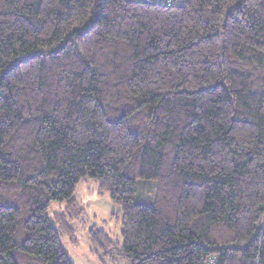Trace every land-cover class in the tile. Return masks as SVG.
Returning a JSON list of instances; mask_svg holds the SVG:
<instances>
[{
  "label": "trees",
  "instance_id": "trees-1",
  "mask_svg": "<svg viewBox=\"0 0 264 264\" xmlns=\"http://www.w3.org/2000/svg\"><path fill=\"white\" fill-rule=\"evenodd\" d=\"M86 179L101 264H264V0H0V264H73Z\"/></svg>",
  "mask_w": 264,
  "mask_h": 264
},
{
  "label": "rangeland",
  "instance_id": "rangeland-1",
  "mask_svg": "<svg viewBox=\"0 0 264 264\" xmlns=\"http://www.w3.org/2000/svg\"><path fill=\"white\" fill-rule=\"evenodd\" d=\"M74 198L79 205L86 207L84 221H74L72 225L76 228L78 243L73 244L68 237L60 238L62 247L73 264H101L94 256L88 253L87 231L90 225L106 231L113 240L121 243L120 225L113 218L117 207L110 201L107 194H97V183L91 179L81 180L76 185ZM138 201V196L136 198ZM64 207L61 202H52L48 208V213L62 210ZM103 264H127L126 261L113 262L110 258H105Z\"/></svg>",
  "mask_w": 264,
  "mask_h": 264
},
{
  "label": "built area",
  "instance_id": "built-area-1",
  "mask_svg": "<svg viewBox=\"0 0 264 264\" xmlns=\"http://www.w3.org/2000/svg\"><path fill=\"white\" fill-rule=\"evenodd\" d=\"M154 1H157L159 3H163V2H170V3H172L173 1L178 2L179 0H154Z\"/></svg>",
  "mask_w": 264,
  "mask_h": 264
},
{
  "label": "bare ground",
  "instance_id": "bare-ground-1",
  "mask_svg": "<svg viewBox=\"0 0 264 264\" xmlns=\"http://www.w3.org/2000/svg\"><path fill=\"white\" fill-rule=\"evenodd\" d=\"M141 1H149V0H141ZM173 3H175V1H173Z\"/></svg>",
  "mask_w": 264,
  "mask_h": 264
}]
</instances>
